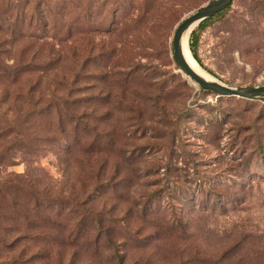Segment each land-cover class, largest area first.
<instances>
[{
    "label": "rangeland",
    "instance_id": "374dc122",
    "mask_svg": "<svg viewBox=\"0 0 264 264\" xmlns=\"http://www.w3.org/2000/svg\"><path fill=\"white\" fill-rule=\"evenodd\" d=\"M209 1L102 0L62 41L0 17V264H264V100L203 91L172 55ZM197 54L264 84V0H232Z\"/></svg>",
    "mask_w": 264,
    "mask_h": 264
},
{
    "label": "trees",
    "instance_id": "16d2710c",
    "mask_svg": "<svg viewBox=\"0 0 264 264\" xmlns=\"http://www.w3.org/2000/svg\"><path fill=\"white\" fill-rule=\"evenodd\" d=\"M51 1L54 2L53 5ZM161 2L162 1L158 2L156 6ZM29 3V0H6L5 2H2V4H0V17L2 15H8L9 17L15 15V17L17 16L16 21H19L20 23L8 24V29L12 30L11 34H17L19 36L27 35L37 38L54 37L62 41L63 39H66L70 35H72L75 30L79 31L80 34H87L89 33V31L93 30L94 27L99 26L96 20L101 16L102 13V0H47L45 2H43V0H38L35 3V9L36 7L41 8L42 6L46 8L49 7V10H46L47 13L45 10H41L42 15H44V21L38 23L31 22L30 24H26L25 13ZM231 3L215 15L202 20L190 34V52L195 61L201 66L203 64L197 54V45L200 32L207 27L209 21H211L214 17L223 16L225 12L230 8ZM18 17L20 19H18ZM1 27L2 21L0 20V29ZM26 32H28V34H26ZM35 34L37 35L35 36ZM177 67L180 68L178 64ZM13 75L15 76V74ZM201 90L210 92L203 88H201ZM226 97L235 99V96ZM54 100L50 104L56 105V102ZM248 100L251 101V99ZM62 104H64V102H62ZM55 110L58 112L57 108ZM59 117L60 115L58 113V118ZM121 257L122 256L120 255L118 259L121 260Z\"/></svg>",
    "mask_w": 264,
    "mask_h": 264
},
{
    "label": "water",
    "instance_id": "95a60500",
    "mask_svg": "<svg viewBox=\"0 0 264 264\" xmlns=\"http://www.w3.org/2000/svg\"><path fill=\"white\" fill-rule=\"evenodd\" d=\"M232 0H210L205 5L185 16L177 25L172 39V55L180 70L187 75L196 86L208 90L217 96H235L251 100H264V84L261 85H232L227 84L215 76L206 78L190 67L182 52V39L184 33L192 30L205 18L215 15L226 8ZM189 44V39H188ZM210 74V73H209Z\"/></svg>",
    "mask_w": 264,
    "mask_h": 264
},
{
    "label": "bare ground",
    "instance_id": "6f19581e",
    "mask_svg": "<svg viewBox=\"0 0 264 264\" xmlns=\"http://www.w3.org/2000/svg\"><path fill=\"white\" fill-rule=\"evenodd\" d=\"M188 39H189V31L184 33V36L182 39V52H183L185 60L190 65V67L194 69L201 76L206 77V78L212 77L210 74L204 71L193 58L190 52V49H189Z\"/></svg>",
    "mask_w": 264,
    "mask_h": 264
}]
</instances>
